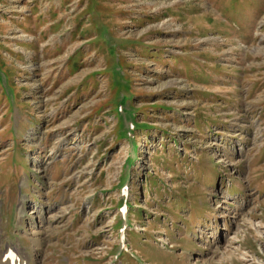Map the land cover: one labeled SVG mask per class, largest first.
<instances>
[{"label": "rangeland", "instance_id": "374dc122", "mask_svg": "<svg viewBox=\"0 0 264 264\" xmlns=\"http://www.w3.org/2000/svg\"><path fill=\"white\" fill-rule=\"evenodd\" d=\"M19 242L264 264V0H0V258Z\"/></svg>", "mask_w": 264, "mask_h": 264}, {"label": "bare ground", "instance_id": "6f19581e", "mask_svg": "<svg viewBox=\"0 0 264 264\" xmlns=\"http://www.w3.org/2000/svg\"><path fill=\"white\" fill-rule=\"evenodd\" d=\"M35 160H37V159H35ZM40 218H41V220H42L44 217H42L41 214H40ZM8 261H9V260H8ZM7 263H8V262H7ZM7 263H6V264H7Z\"/></svg>", "mask_w": 264, "mask_h": 264}]
</instances>
